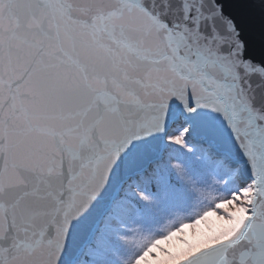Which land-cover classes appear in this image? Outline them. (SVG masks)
<instances>
[{
  "label": "snow or ice",
  "instance_id": "6c2138e0",
  "mask_svg": "<svg viewBox=\"0 0 264 264\" xmlns=\"http://www.w3.org/2000/svg\"><path fill=\"white\" fill-rule=\"evenodd\" d=\"M0 264H264V0H0Z\"/></svg>",
  "mask_w": 264,
  "mask_h": 264
}]
</instances>
